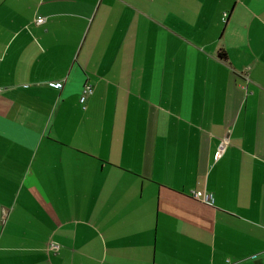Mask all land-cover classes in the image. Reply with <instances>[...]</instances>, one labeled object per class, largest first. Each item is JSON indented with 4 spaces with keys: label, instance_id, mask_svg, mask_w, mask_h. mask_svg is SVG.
<instances>
[{
    "label": "crops",
    "instance_id": "obj_1",
    "mask_svg": "<svg viewBox=\"0 0 264 264\" xmlns=\"http://www.w3.org/2000/svg\"><path fill=\"white\" fill-rule=\"evenodd\" d=\"M0 264H264V0H0Z\"/></svg>",
    "mask_w": 264,
    "mask_h": 264
},
{
    "label": "built area",
    "instance_id": "obj_2",
    "mask_svg": "<svg viewBox=\"0 0 264 264\" xmlns=\"http://www.w3.org/2000/svg\"><path fill=\"white\" fill-rule=\"evenodd\" d=\"M227 12H224L222 14V20L225 22L227 20ZM44 18L42 17H38L36 19V22L38 23H41L43 22ZM54 86L56 88L60 87L61 86V82H56L54 83ZM92 93V86L90 83H85L83 85V88L81 90V93H80V96H79V102L84 106L85 102H86V98ZM228 144V138L225 137V138H222L219 143L217 144V147L213 153V158L214 160H217L221 155L222 153L224 152V150L226 149V146ZM193 193V196L196 197V198H200L203 202L205 203H211L212 202V195L210 193H205L203 194V196H199L195 191L192 192ZM47 248H52V249H55L57 250L58 249V245L57 244H54L52 242L48 243V247Z\"/></svg>",
    "mask_w": 264,
    "mask_h": 264
},
{
    "label": "trees",
    "instance_id": "obj_3",
    "mask_svg": "<svg viewBox=\"0 0 264 264\" xmlns=\"http://www.w3.org/2000/svg\"><path fill=\"white\" fill-rule=\"evenodd\" d=\"M223 54H224L223 52H222V54L220 53V55H222V56H223Z\"/></svg>",
    "mask_w": 264,
    "mask_h": 264
}]
</instances>
